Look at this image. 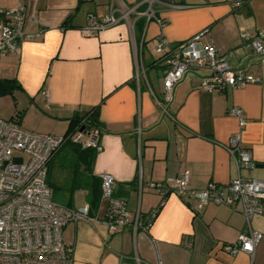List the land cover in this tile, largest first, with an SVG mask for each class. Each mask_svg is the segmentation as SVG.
<instances>
[{
    "label": "crops",
    "instance_id": "0c3cea01",
    "mask_svg": "<svg viewBox=\"0 0 264 264\" xmlns=\"http://www.w3.org/2000/svg\"><path fill=\"white\" fill-rule=\"evenodd\" d=\"M170 1L156 4V17L150 20L132 14L133 37L124 21L92 35L82 28L91 13L119 16L122 3L144 12L143 0H0L2 9L27 4L37 19L34 31L41 30L19 52L0 54V79H16L21 88L15 91L29 98L41 117L27 129L63 135L70 117L99 105L101 149L93 174H112L114 194L131 212L139 210L147 218L158 211L148 234L131 227L111 232L106 202L91 205L88 189L73 190L72 171L57 159L54 200L74 209L88 205L92 218L63 228L73 264H264V213L253 216L249 226L242 212L226 205L212 202L195 209V199L187 195L164 197L148 187L139 189L140 180L161 182L184 172L192 189L210 182L225 186L238 175L264 179V82L202 91L197 88L201 74L191 71L177 85L166 113L165 61L156 52L161 34L175 44L207 29L202 41L228 55L233 67L243 66L255 53L241 32L253 36L264 31V0H174L181 8L171 7ZM242 69L264 80L258 55ZM233 107L243 110L244 127L229 113ZM236 133L253 168L239 169L226 148ZM250 228L263 235L252 255L224 251L225 243Z\"/></svg>",
    "mask_w": 264,
    "mask_h": 264
},
{
    "label": "built area",
    "instance_id": "2783aa9c",
    "mask_svg": "<svg viewBox=\"0 0 264 264\" xmlns=\"http://www.w3.org/2000/svg\"><path fill=\"white\" fill-rule=\"evenodd\" d=\"M163 0H143L147 5L144 12H137L136 6L120 7V15L113 11L103 17L88 15V23L82 28L86 35L99 33L124 21L134 37L136 20L132 14L146 15L150 20L155 16V5ZM236 2L235 5H239ZM181 8L174 0L169 4ZM159 23L162 22L158 19ZM37 19L30 13L27 4L15 9L0 8V54L19 52L21 44L40 35L34 31ZM207 29L179 43H171L163 34L158 36L156 52L165 61L163 109L174 99L177 85L193 71L201 74L197 88L202 91H224L227 88H241L251 83H263L264 80L244 69L221 71L233 67L229 56L218 53L215 46L202 41ZM241 37L248 42L253 52L264 49V31L251 36L246 31ZM264 65V54L258 55ZM43 95L48 97V92ZM229 113L240 120L244 127L247 123L243 110L233 107ZM101 132L84 129L73 134L72 139L84 147L100 146ZM65 140L64 135L34 132L21 126L16 118L0 117V264H73L72 249L63 241V228L68 222L87 220L89 206L74 209L64 206L53 198V192L47 182L48 162L54 151ZM241 135H233L226 148L234 155L237 166L253 168L255 163L249 151L241 147ZM101 179L102 200L106 202V224L111 232L131 227L148 234L157 210L143 218L141 212H131L126 202L114 194V176L99 173ZM188 172L161 182L139 181V189L144 187L162 194L187 195L195 199V209H201L208 203H216L242 212L248 225L253 216L264 213V179L238 175L225 186L210 182L205 188L192 189L188 186ZM263 235L250 228L248 233L239 234L232 243H225L224 251L230 255L246 252L252 255Z\"/></svg>",
    "mask_w": 264,
    "mask_h": 264
},
{
    "label": "trees",
    "instance_id": "16d2710c",
    "mask_svg": "<svg viewBox=\"0 0 264 264\" xmlns=\"http://www.w3.org/2000/svg\"><path fill=\"white\" fill-rule=\"evenodd\" d=\"M20 88L21 85L16 79H0V96L13 94L16 89ZM99 114L100 106L98 105L84 114L77 113L70 117L68 127L63 134L65 140L54 151L48 162V185L52 188L59 187L55 184L57 182L53 180V164L57 159L62 160L65 168H69L72 171L73 176L70 183L76 184L73 190L81 187L88 189V200L91 205L97 204L99 200H102L101 179L93 174L94 162L99 150L94 147L82 146L81 143L73 141L72 136L80 129H84L86 133H89L92 129H99L102 132ZM22 117L23 114L21 112L16 116H12L18 122H21Z\"/></svg>",
    "mask_w": 264,
    "mask_h": 264
},
{
    "label": "rangeland",
    "instance_id": "374dc122",
    "mask_svg": "<svg viewBox=\"0 0 264 264\" xmlns=\"http://www.w3.org/2000/svg\"><path fill=\"white\" fill-rule=\"evenodd\" d=\"M30 104L29 98L19 91H15L14 94L0 96V117L9 119L16 116L20 111H24L25 116H23V122L20 124L26 129L31 128L32 125L39 123L41 117L30 107ZM39 110L42 111L40 108Z\"/></svg>",
    "mask_w": 264,
    "mask_h": 264
},
{
    "label": "water",
    "instance_id": "95a60500",
    "mask_svg": "<svg viewBox=\"0 0 264 264\" xmlns=\"http://www.w3.org/2000/svg\"><path fill=\"white\" fill-rule=\"evenodd\" d=\"M260 54H264V49L262 50L261 53H256V54H251L250 56L247 57L246 61L244 62L243 66H236V67H230V68H226V69H223L221 70L222 72L223 71H228V70H231V71H234V70H238V69H242L245 67L247 61L249 60L250 57L252 56H256V55H260Z\"/></svg>",
    "mask_w": 264,
    "mask_h": 264
}]
</instances>
